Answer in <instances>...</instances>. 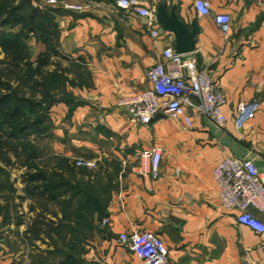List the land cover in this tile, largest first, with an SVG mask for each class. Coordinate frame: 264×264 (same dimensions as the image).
I'll list each match as a JSON object with an SVG mask.
<instances>
[{"label":"crops","instance_id":"crops-1","mask_svg":"<svg viewBox=\"0 0 264 264\" xmlns=\"http://www.w3.org/2000/svg\"><path fill=\"white\" fill-rule=\"evenodd\" d=\"M140 1L155 13L162 2L169 9L177 6L184 22H197L193 55L227 95L228 122L221 128L193 113L192 128L184 119L162 116L150 125L132 123L118 102L150 88L148 73L165 61L167 48L175 49L174 34L155 21L160 36L154 38L148 30L152 22L121 9L118 0H95L83 12L60 8V49L85 68L90 84L74 92L77 104L52 109V152L71 160L109 158L124 169L107 208L111 224L98 222L87 247L88 264H142L117 241L120 234L134 231L161 236L170 264H264V237L241 225L238 212L221 208L213 175L227 156L250 158L264 184V0H208L212 12L206 18L195 9L197 0ZM218 14L232 18L228 39L215 22ZM252 101L259 102V110L238 130V106ZM152 147L163 149L158 180L138 172V154ZM253 213L264 221L263 213ZM0 264L15 263L2 257Z\"/></svg>","mask_w":264,"mask_h":264},{"label":"built area","instance_id":"built-area-1","mask_svg":"<svg viewBox=\"0 0 264 264\" xmlns=\"http://www.w3.org/2000/svg\"><path fill=\"white\" fill-rule=\"evenodd\" d=\"M48 3L83 12L95 4V0H83L76 4L49 0ZM117 5L123 10H133L149 19L152 24L148 26V30L154 38L160 36V29L152 26L156 21V13L140 0H118ZM195 9L201 17L211 16L212 7L208 0H197ZM214 19L221 27L223 36L228 39L232 31L231 16L218 14ZM193 54L180 55L174 48H167L163 52L165 61L158 62L148 73L150 88L143 92L129 93L119 100V106L127 110L132 123L150 125L162 116L172 120L184 119L185 124L192 128L193 113H196L208 118L218 127L226 126L227 95L212 79L210 70L198 66ZM259 106L258 101L239 104L235 117L238 130H242L254 118ZM162 157L161 147L141 151L138 154L139 174L158 180L161 176ZM75 165L92 169L97 166V162L78 158ZM213 175L219 190L221 208L238 212V222L241 225L264 237V221L253 213L258 211L264 214L263 174L255 162L250 158L227 156L218 162ZM110 224L109 218L102 221V226L109 227ZM117 241L137 256L142 264H170L165 242L153 232H125L119 235Z\"/></svg>","mask_w":264,"mask_h":264},{"label":"rangeland","instance_id":"rangeland-1","mask_svg":"<svg viewBox=\"0 0 264 264\" xmlns=\"http://www.w3.org/2000/svg\"><path fill=\"white\" fill-rule=\"evenodd\" d=\"M32 2L43 9L47 6L57 7L49 4V0H32ZM29 44L31 61L36 63L41 53L38 45L42 43L31 39ZM3 59L5 55L0 53V62ZM0 70L4 74L9 73L5 64H0ZM46 75L49 77L47 88L51 92L55 106L64 104L63 101L78 102L74 92L90 84V77L85 68L75 60L65 59L62 56L55 55L51 58ZM11 76L14 78L12 83L18 88L19 95L39 103L45 102L44 94L48 90L30 86L27 73L22 72L20 76L13 73ZM51 116L53 119L52 114ZM54 129L53 120V126L46 134L31 133L23 139L20 137L21 140L11 143L19 150L13 151L8 147L11 163L7 165L0 159V186L3 188L0 191V258H7L15 264H42L39 260L43 259L47 264H88V244L97 230L98 222L105 219L108 214V210L103 211V214L96 212L98 205L80 208L74 201L70 212L77 213V216L66 217L61 203L63 198L57 203L27 194L24 182V174L28 166L26 160L32 158L43 165L56 163V155L52 152V144L55 140ZM29 142L34 146V150L30 152L29 148L23 147V144ZM75 160L71 161L76 167L77 174L71 177L67 173V176L73 183H79L80 188L86 190L93 199L103 197L104 191L110 185L116 187L114 190L117 189V176L124 171L119 162L107 158L101 162L97 161L95 168L88 169L77 167ZM106 198L104 197L105 200ZM19 221H22L20 226ZM90 223L91 228L88 225ZM36 228L39 231L38 235L30 231Z\"/></svg>","mask_w":264,"mask_h":264},{"label":"trees","instance_id":"trees-1","mask_svg":"<svg viewBox=\"0 0 264 264\" xmlns=\"http://www.w3.org/2000/svg\"><path fill=\"white\" fill-rule=\"evenodd\" d=\"M0 3V53L5 55V59L0 64H5L9 69L8 74L0 70V159L8 165L11 163L7 152L8 147L13 151L19 150L12 146V142L19 140L20 137L21 139L28 137L31 133L46 134L53 126L51 114L55 103L47 88L49 77L46 75L51 58L56 55V57L73 59L63 54L60 49L61 31L56 20L61 12L59 7L47 6L43 9L35 6L32 0H0ZM31 39L46 47V50L38 55L36 63L31 61L32 53L29 44ZM22 72L27 73L30 86L48 90L44 94L45 102L39 103L19 95L18 88L12 83L14 78L11 75L14 73L20 76ZM51 79H53L52 76ZM63 102L70 106L78 103L70 100ZM23 147L29 148V152L34 150L30 142L23 144ZM55 157L54 165H43L37 163L35 159L25 158L28 165L24 174L27 194L57 203L63 198L61 203L66 217L77 216V213L70 212L74 201L80 208L98 205L96 212L103 214L110 204L109 200L116 187L110 185L104 191L102 198L93 199L86 190L80 188L79 183H73L67 176V173L71 177L77 174L71 159ZM2 189L0 186V191ZM104 197H107L106 200ZM18 225H22V221H19ZM88 225L92 227L91 223ZM30 231L35 235L39 234L37 228ZM39 261L47 264L44 259Z\"/></svg>","mask_w":264,"mask_h":264},{"label":"water","instance_id":"water-1","mask_svg":"<svg viewBox=\"0 0 264 264\" xmlns=\"http://www.w3.org/2000/svg\"><path fill=\"white\" fill-rule=\"evenodd\" d=\"M156 21L165 31L174 34L175 52L180 55L194 53L197 49L200 28L196 21L190 25L184 22L178 12L177 6L169 9L166 2L158 5Z\"/></svg>","mask_w":264,"mask_h":264}]
</instances>
